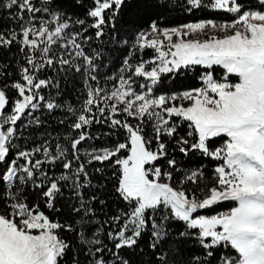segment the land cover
<instances>
[{
	"label": "snow or ice",
	"instance_id": "snow-or-ice-1",
	"mask_svg": "<svg viewBox=\"0 0 264 264\" xmlns=\"http://www.w3.org/2000/svg\"><path fill=\"white\" fill-rule=\"evenodd\" d=\"M0 264H264V0H0Z\"/></svg>",
	"mask_w": 264,
	"mask_h": 264
}]
</instances>
